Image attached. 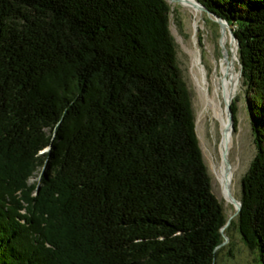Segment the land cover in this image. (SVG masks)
<instances>
[{
    "label": "trees",
    "instance_id": "obj_1",
    "mask_svg": "<svg viewBox=\"0 0 264 264\" xmlns=\"http://www.w3.org/2000/svg\"><path fill=\"white\" fill-rule=\"evenodd\" d=\"M200 1L241 45L257 150L231 224L264 264V0ZM172 12L168 0H0V264H217L228 216Z\"/></svg>",
    "mask_w": 264,
    "mask_h": 264
},
{
    "label": "rangeland",
    "instance_id": "obj_2",
    "mask_svg": "<svg viewBox=\"0 0 264 264\" xmlns=\"http://www.w3.org/2000/svg\"><path fill=\"white\" fill-rule=\"evenodd\" d=\"M168 1L173 7L170 22L171 31L176 42L179 63L191 90L197 132L204 158L212 176L214 190L222 200L225 212L229 217L234 214L236 208L225 195L214 169L215 160L219 156L220 110L224 108V103L218 98L215 99V102L211 99L215 88L216 73H221L220 61L223 56V48L220 36L222 27L210 17L200 12L196 14L192 8L183 5L181 2ZM196 19L197 24L195 23ZM197 57L201 58V64L204 66L207 88L202 85V75L196 64ZM234 102L238 107V124L236 129L234 128L231 155L239 165L234 182V192L238 197H241L242 176L249 168L257 148L248 100L245 95V86L241 90L237 89L232 103ZM42 174V168L36 170L30 178V183L41 180ZM236 217L235 215L232 219H236ZM231 223L227 226L229 227L228 241L219 246L221 249L218 251L217 264H260L257 260L258 251L251 250L244 243L236 225Z\"/></svg>",
    "mask_w": 264,
    "mask_h": 264
},
{
    "label": "bare ground",
    "instance_id": "obj_3",
    "mask_svg": "<svg viewBox=\"0 0 264 264\" xmlns=\"http://www.w3.org/2000/svg\"><path fill=\"white\" fill-rule=\"evenodd\" d=\"M182 2L183 5L192 8L195 13L198 14V9L194 5L195 0H182ZM195 23L197 24V19L195 20ZM220 41L223 48V56L220 61L221 73H216L215 88L211 99L215 102V99L218 98L224 103V108L220 110L221 133L218 142L219 156H217L215 160L214 169L217 178L223 186V191L229 199L230 195L238 197L234 192V182L239 170V165L233 160L231 155L234 128L229 124V114L227 109L228 103L234 98L239 85L238 71L236 67V62L239 58V48L234 41L231 40L226 28H222ZM201 63V58L197 57L196 64L202 75V85L207 88L206 74L204 66Z\"/></svg>",
    "mask_w": 264,
    "mask_h": 264
},
{
    "label": "water",
    "instance_id": "obj_4",
    "mask_svg": "<svg viewBox=\"0 0 264 264\" xmlns=\"http://www.w3.org/2000/svg\"><path fill=\"white\" fill-rule=\"evenodd\" d=\"M174 1H178V2L183 3L182 0H174ZM194 5L198 9V12L210 17L211 19L216 21L218 24H220L222 28H226L228 33H229L231 40L234 41V43L238 46V48H240L241 45H240L238 36L236 35L234 29L231 27L229 21L226 18H223L222 16L218 15L216 12L210 10L200 0H195ZM236 64H237L236 67H237V71H238V80H239L238 90H241L242 88H244V80L242 78L243 61H242L241 56H240V51H239V58L237 59ZM232 101H233V99H231L228 103L227 112L229 114V116H228L229 117V124L232 128H235V126H234V114H233V110H232V106H231ZM229 200L235 205L236 210H235L234 214H231L227 218V221L221 226L220 229H221V232L224 236V240L217 247L221 246L222 244H224L225 242L228 241L229 236H228V233H226L225 228L229 225L232 218L235 215L237 216L239 214L241 207H242V199L240 197H235L234 195H230Z\"/></svg>",
    "mask_w": 264,
    "mask_h": 264
}]
</instances>
